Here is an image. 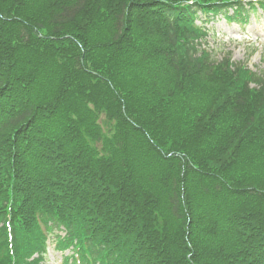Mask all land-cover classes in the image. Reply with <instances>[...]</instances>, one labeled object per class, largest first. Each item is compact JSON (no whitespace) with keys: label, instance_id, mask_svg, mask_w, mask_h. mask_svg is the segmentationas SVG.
Listing matches in <instances>:
<instances>
[{"label":"trees","instance_id":"trees-1","mask_svg":"<svg viewBox=\"0 0 264 264\" xmlns=\"http://www.w3.org/2000/svg\"><path fill=\"white\" fill-rule=\"evenodd\" d=\"M185 1L0 0L13 264L44 253L38 218L83 263L264 264V80L183 11L225 0Z\"/></svg>","mask_w":264,"mask_h":264},{"label":"rangeland","instance_id":"rangeland-1","mask_svg":"<svg viewBox=\"0 0 264 264\" xmlns=\"http://www.w3.org/2000/svg\"><path fill=\"white\" fill-rule=\"evenodd\" d=\"M254 7L256 9H251V13L258 18L261 15V9L258 4ZM247 16V20L241 21L240 24L235 20L226 23L219 16L211 19L209 25H214L218 35L209 39V45L215 46V58H221L223 52L229 51L234 61L243 60L249 68L261 69L264 74V18L261 17L255 22L253 15ZM243 29L245 31L241 33ZM52 249L53 245L49 248L46 264H61V253ZM64 254H67V251Z\"/></svg>","mask_w":264,"mask_h":264}]
</instances>
